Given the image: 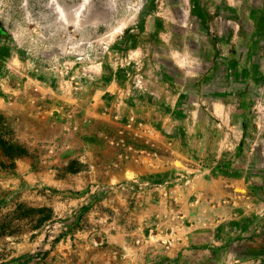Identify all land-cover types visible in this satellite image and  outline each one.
Returning a JSON list of instances; mask_svg holds the SVG:
<instances>
[{
	"label": "rangeland",
	"instance_id": "obj_1",
	"mask_svg": "<svg viewBox=\"0 0 264 264\" xmlns=\"http://www.w3.org/2000/svg\"><path fill=\"white\" fill-rule=\"evenodd\" d=\"M0 264H264V0H0Z\"/></svg>",
	"mask_w": 264,
	"mask_h": 264
}]
</instances>
